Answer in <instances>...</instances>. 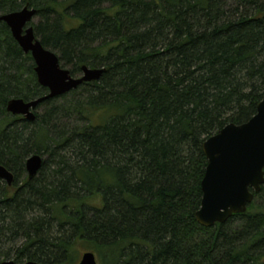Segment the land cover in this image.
<instances>
[{"label": "trees", "instance_id": "16d2710c", "mask_svg": "<svg viewBox=\"0 0 264 264\" xmlns=\"http://www.w3.org/2000/svg\"><path fill=\"white\" fill-rule=\"evenodd\" d=\"M25 6L72 76L106 72L35 121L13 116L9 100L48 91L0 23V164L15 177L0 179V264H78L79 244L99 264H264V186L224 224L195 217L204 142L264 100V0H0V15Z\"/></svg>", "mask_w": 264, "mask_h": 264}, {"label": "water", "instance_id": "95a60500", "mask_svg": "<svg viewBox=\"0 0 264 264\" xmlns=\"http://www.w3.org/2000/svg\"><path fill=\"white\" fill-rule=\"evenodd\" d=\"M37 10L28 6L19 11L0 15L10 29L13 38L26 54H31L35 63L38 83L47 89L43 97L25 101L13 98L6 110L13 116H22L35 121V110L45 101L66 95L84 83L98 81L106 72L105 68H81V75L72 76L71 71L62 66L59 55L45 48L36 37L32 25ZM208 165L202 180V202L196 212L197 222L206 228L226 223L237 214L246 213L264 186V100L257 106L256 114L242 124L230 123L218 133L210 136L203 144ZM44 163L41 155H32L25 162L29 179L36 177ZM0 179L12 186L15 177L0 164ZM1 264H17L7 260ZM21 264H43L27 261ZM78 264H99L95 253L82 254Z\"/></svg>", "mask_w": 264, "mask_h": 264}, {"label": "rangeland", "instance_id": "374dc122", "mask_svg": "<svg viewBox=\"0 0 264 264\" xmlns=\"http://www.w3.org/2000/svg\"><path fill=\"white\" fill-rule=\"evenodd\" d=\"M40 22V17H35L34 18V20H33V22H32V24H38ZM65 68H67V69H69L70 70V66H67V67H65ZM81 74H77L76 76H80ZM41 109L39 108V109H37V110H35V112L36 113H41ZM60 122H61V124H67L68 122L67 121H65V120H60ZM44 158V157H43ZM78 249L81 251V252H87L88 250H87V248L85 247V246H83L82 244H79V246H78ZM98 259V258H97ZM98 262H99V260H98Z\"/></svg>", "mask_w": 264, "mask_h": 264}]
</instances>
